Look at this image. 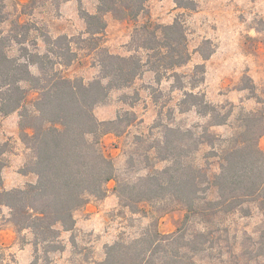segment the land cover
<instances>
[{
	"label": "rangeland",
	"instance_id": "1",
	"mask_svg": "<svg viewBox=\"0 0 264 264\" xmlns=\"http://www.w3.org/2000/svg\"><path fill=\"white\" fill-rule=\"evenodd\" d=\"M195 1L197 8L189 10L180 8L175 0H147L135 20L118 19L109 12L104 34L93 39L87 33L84 14L96 13L99 0H6L7 19L2 26L10 39L11 55L22 53L19 40L44 53L50 48L46 36L67 35L75 60L56 66L71 78L88 83L101 77L104 48L121 56H137L144 66L129 85L112 88L106 101L95 108L100 120H114L104 127L110 132L102 136V144L116 165L117 177L105 185L106 196H91L75 211V218L89 215L87 209L94 206L104 208L103 216L87 226L62 230L60 249L49 250L47 243L35 244L31 230L18 232L8 220L9 209L0 207L3 264H97L105 259L106 246L141 237L153 224L162 233L182 227L186 210L179 201L142 202L135 211L120 198L118 182L140 183L168 166L177 168L180 145L184 147L186 142L192 149L184 160L204 168L210 176L218 174L219 154L242 130V118L264 106L259 102L264 100V0ZM177 19L186 29L190 59L172 69L161 66L156 72L148 60H158V51L140 47L145 33L136 28L147 22L172 24ZM97 45L101 49H96ZM32 70L38 72L36 66ZM109 80L104 78L103 82L109 84ZM186 92L205 98L216 111L200 112V107L192 105L195 98L184 103ZM37 94L30 92L29 100ZM223 117L226 124H214ZM20 119L19 111L0 113V160L4 164L0 174L6 189L24 187L38 179L37 174L25 172L31 167L34 152L22 138ZM188 130L203 135L206 142L217 135L218 155L208 143L195 149L197 145L186 140ZM258 143L264 152V135ZM207 184L202 186H210ZM208 194L209 199H215V188ZM243 206L250 207L249 215L238 210L221 213L208 225L215 243L196 256L200 264H264V215L258 203ZM184 227L190 235L206 228V223L195 216Z\"/></svg>",
	"mask_w": 264,
	"mask_h": 264
},
{
	"label": "trees",
	"instance_id": "2",
	"mask_svg": "<svg viewBox=\"0 0 264 264\" xmlns=\"http://www.w3.org/2000/svg\"><path fill=\"white\" fill-rule=\"evenodd\" d=\"M146 1L99 0L96 13L84 14L87 33L93 39L102 37L109 12L118 19L135 20L144 11ZM175 1L180 8H197L195 0ZM5 2L0 0V113L20 112L22 138L34 152L31 167L25 172L37 174L38 179L24 187L6 189L0 174V207L9 209L8 220L18 232L31 230L35 244L47 243L49 250H58L61 231L76 227L75 211L91 196H106L105 185L117 177L116 165L105 154L102 144V136L110 132L104 127L114 120H100L95 108L106 101L112 88L129 85L141 73L144 62L137 56H121L104 48V73L87 83L83 78L67 76L56 66L75 60L76 52L67 35L46 36L50 48L44 53L19 40L22 53L11 55L10 39L2 26L7 19ZM23 27L29 28L25 24ZM136 29L145 33L140 47L158 51V60H148L151 69L158 72L161 66L172 69L189 61L186 29L180 19L167 25L147 22ZM95 48L101 49L99 45ZM33 66L38 68L37 73ZM104 78L110 79L109 84L103 82ZM32 91L38 94L29 100ZM188 98L196 99L192 105L200 107V112L217 109L192 92H186L184 103ZM242 120V130L228 140L229 146L219 154L218 174L210 176L204 168L186 162L184 157L192 149L186 142L184 147L180 145L177 168L168 166L140 183L118 182L120 198L135 211L142 202L170 198L184 205L185 220L175 232L162 233L153 224L141 237L132 241L120 239L106 246V257L97 264H200L196 256L215 243L208 228L215 217L237 210L249 215L250 207L243 205L252 202L258 203L264 215V152L258 143L264 135V106ZM226 123V117L214 121L215 125ZM203 138L188 130L186 140L194 142L195 149L208 143L218 155V136L210 142ZM3 167L0 160V173ZM203 183L210 186L204 188ZM211 188L217 193L215 199L207 196ZM195 216L202 217L207 229L189 235L184 226Z\"/></svg>",
	"mask_w": 264,
	"mask_h": 264
},
{
	"label": "crops",
	"instance_id": "3",
	"mask_svg": "<svg viewBox=\"0 0 264 264\" xmlns=\"http://www.w3.org/2000/svg\"><path fill=\"white\" fill-rule=\"evenodd\" d=\"M107 119L106 117H104ZM87 211H90L89 215H85L84 217L76 218L77 223L76 227H84L89 225L90 223L96 221L98 218L103 216L104 214V208L103 207H97L94 206L93 208H88Z\"/></svg>",
	"mask_w": 264,
	"mask_h": 264
}]
</instances>
